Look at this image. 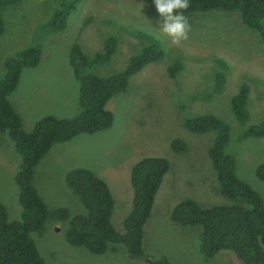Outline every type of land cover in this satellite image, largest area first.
Returning <instances> with one entry per match:
<instances>
[{
  "label": "rangeland",
  "instance_id": "rangeland-1",
  "mask_svg": "<svg viewBox=\"0 0 264 264\" xmlns=\"http://www.w3.org/2000/svg\"><path fill=\"white\" fill-rule=\"evenodd\" d=\"M70 1L19 0L0 11V80L5 74V62L17 52L36 47L41 55L38 68L20 70L14 91L7 96L24 132L44 116L63 119L77 115L78 82L69 52L73 45L86 59H92L102 52L106 38L116 39L111 57L87 71L100 77L119 72L131 54L146 45L137 37L138 32L159 40L162 57L131 76L124 91L106 103L105 108L112 114L108 129L80 134L50 147L32 170L31 184L37 195L48 210L64 209L68 217L84 214L64 177L73 168L88 170L108 186L113 200L110 222L120 233L130 211V167L142 158H164L168 170L144 225V253L165 256L170 262L181 259L179 264H240L229 251H220L210 259L202 257L198 251V227L173 224L169 212L184 199L202 208L229 204L217 190L207 156L213 134L190 133L183 127L185 118L203 114L228 125L225 152L233 158L234 172L264 204V184L254 176L256 166L264 163V138L240 139L245 126L264 120V41L245 29L237 13L214 10L187 16L191 26L188 39L179 46L172 45L159 31L163 21L155 6L142 0H76L78 4L61 32L41 30L59 5ZM217 60L227 66L222 91L192 102L194 96L210 90ZM173 61L185 68L175 76L177 87L164 71ZM142 72L144 77H139ZM241 84L249 88L248 117L243 124L235 119L229 104ZM173 139L184 143L182 152L171 149ZM19 164L7 133L1 132L0 203L10 222L20 219L14 180ZM67 222V217L47 218L43 230L30 235L44 264H141L128 258L120 245L99 256L71 247L63 236Z\"/></svg>",
  "mask_w": 264,
  "mask_h": 264
},
{
  "label": "trees",
  "instance_id": "trees-1",
  "mask_svg": "<svg viewBox=\"0 0 264 264\" xmlns=\"http://www.w3.org/2000/svg\"><path fill=\"white\" fill-rule=\"evenodd\" d=\"M18 1L0 0V11L4 6ZM142 1L155 6L153 0ZM68 3L60 4L41 30L46 33L61 32L68 15L78 4L76 0ZM189 3V9L183 13L186 17L214 10L235 12L245 29L264 41V0H189ZM1 28L0 20V33ZM137 37L145 40L146 45L131 54L119 72L106 77L87 71L93 64L111 57L116 47L115 38H106L102 52L92 59H86L80 48L73 45L69 52L78 82L77 115L63 119L44 116L29 132H24L20 127V118L8 104L7 96L14 91L21 69L38 68L40 52L36 47L25 48L5 62V74L0 80V133H7L20 160L19 170L14 177L18 188L20 219L7 221L6 210L0 203V264H44L30 235L43 230L45 219L63 220L66 217L68 222L63 236L71 247L84 248L90 254L99 256L113 252L114 246L120 245L128 258L138 260L141 264L181 263V259L170 262L165 256L144 253L142 245L144 225L154 196L168 170V162L164 158H142L130 167V211L122 221L123 231L120 233L114 230L110 222L113 200L108 186L90 171L73 168L64 177L66 186L85 211L84 214L71 217H68L64 209L48 210L31 184L34 166L51 146L68 142L80 134H93L108 129L112 123V114L105 108L106 103L124 91L131 76L147 64L160 61L162 52L159 40L157 42L150 35L140 32ZM215 62L217 70L203 69L210 73L214 71L210 90L198 97L194 96L192 102L201 98L206 100L222 91L225 82L223 70L227 66L223 61ZM184 69L177 61L164 69L173 86H178L175 76ZM144 75L145 72H142L139 77ZM248 92V86L241 84L229 99L231 112L240 124L245 123L248 117ZM183 127L190 133L213 134L207 156L217 190L229 204L202 208L195 201L184 199L170 210L169 220L179 227H198V251L206 259L214 258L220 251H229L240 264H264V204L234 172L233 158L225 152L229 139L228 125L212 115L203 114L185 118ZM245 138H264V120L245 126L240 139ZM170 146L176 153L184 150V143L178 139H173ZM254 176L264 184V163L256 166Z\"/></svg>",
  "mask_w": 264,
  "mask_h": 264
},
{
  "label": "clouds",
  "instance_id": "clouds-1",
  "mask_svg": "<svg viewBox=\"0 0 264 264\" xmlns=\"http://www.w3.org/2000/svg\"><path fill=\"white\" fill-rule=\"evenodd\" d=\"M155 8L162 19L159 31L172 45L179 46L188 39L191 26L183 14L190 7L189 0H153Z\"/></svg>",
  "mask_w": 264,
  "mask_h": 264
}]
</instances>
